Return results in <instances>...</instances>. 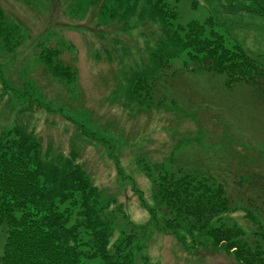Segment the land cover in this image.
<instances>
[{
  "label": "rangeland",
  "instance_id": "rangeland-1",
  "mask_svg": "<svg viewBox=\"0 0 264 264\" xmlns=\"http://www.w3.org/2000/svg\"><path fill=\"white\" fill-rule=\"evenodd\" d=\"M106 1L111 2L0 0L4 20L17 36L11 46L0 43V134L12 127L23 129L36 137L48 160L75 154V163L101 193L104 215L115 219L111 242L118 238L124 220L131 226H146L132 250L135 264H237L221 248L185 249L172 236L148 226L139 200L151 206V184L139 163L164 164L176 151L172 158L176 165L201 164L222 172L234 194L238 190L227 171L237 168L234 179L245 174L244 188L251 184L248 176L264 174V103L242 86L225 93L222 80L192 74L184 69L183 58H173L170 70H165L169 82L157 86L153 101L164 100L165 94L164 103L176 105L171 110L140 106L129 97L128 84L147 68L158 48L159 26L148 13L139 19L143 6L137 1L106 18L110 13L101 10L108 6ZM196 2L192 6L189 0H179L176 24L211 20L226 46H240L264 66L261 18L241 11L233 14L229 0ZM240 3L252 5L250 0L234 1ZM101 11L106 13L103 17ZM54 51L58 61L75 73L70 84L55 78L38 57ZM164 78L159 75L157 85ZM198 93H208L207 103L197 102ZM226 99L231 100L228 106ZM198 118L202 128L194 122ZM191 138L197 146H189ZM238 192L243 203L253 196L252 191L245 198L243 190ZM261 201L256 198L251 210L258 208L262 222ZM226 219L246 233L258 229L241 210ZM2 244L0 238V252Z\"/></svg>",
  "mask_w": 264,
  "mask_h": 264
},
{
  "label": "trees",
  "instance_id": "trees-1",
  "mask_svg": "<svg viewBox=\"0 0 264 264\" xmlns=\"http://www.w3.org/2000/svg\"><path fill=\"white\" fill-rule=\"evenodd\" d=\"M110 1H106L108 6L101 9L110 13L106 18H113L112 13L122 11L124 4L137 1L143 6L138 12L139 19L148 13L150 21L159 26L158 48L151 54L147 68L128 84L129 97L140 106L169 107L171 110L176 105L175 102L164 103L165 94L164 100L153 101L157 86L169 82L165 70H170L173 58H183L184 69L192 74L222 80V89L226 93L242 86L264 102V66L240 46H226L224 37L213 30L211 20L176 24L179 0H172V3L169 0ZM189 1L196 6V0ZM229 1L233 8L229 10L233 14L244 11L264 17V0H250L252 5H235V0ZM89 2L98 5L100 0ZM16 37L0 8V43L11 46ZM57 56L54 51L40 53L38 57L55 78L70 84L75 73L71 67L61 64ZM162 74L166 78L159 80L157 85L156 79ZM198 94L201 98L197 102L207 103L204 98L208 93ZM190 102L194 104V101ZM199 121V118L194 120L202 128ZM189 140V145L195 144L193 138ZM175 152L164 164L139 163L151 183V206L139 200L148 214V226L173 236L185 249L215 251L221 248L231 254L237 264H264V221L258 218V208L257 212L251 210L256 198L264 205V174L248 176L251 184L244 188L241 176L246 175L240 174L234 179L237 168L227 171L234 181L230 184L238 191L243 190V198L252 191V198L247 197L243 203L240 192L234 190L233 194L229 189L222 172L201 164L176 165L172 159ZM100 197V191L75 163V154L70 158L60 156L48 160L41 154L39 142L32 134L21 128L1 133L0 238L3 244L0 264H135L132 250L145 233L146 226H131L124 220V224L130 226V232L126 233V226L122 225L118 238L111 242L116 229L115 219L104 215L106 207L101 205ZM240 210L248 221L257 224V230L246 233L226 219V215Z\"/></svg>",
  "mask_w": 264,
  "mask_h": 264
}]
</instances>
